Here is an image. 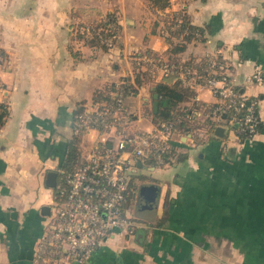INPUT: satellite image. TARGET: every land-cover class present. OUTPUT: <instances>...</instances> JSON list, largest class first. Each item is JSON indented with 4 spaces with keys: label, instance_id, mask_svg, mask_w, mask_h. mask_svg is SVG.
Returning a JSON list of instances; mask_svg holds the SVG:
<instances>
[{
    "label": "crops",
    "instance_id": "crops-1",
    "mask_svg": "<svg viewBox=\"0 0 264 264\" xmlns=\"http://www.w3.org/2000/svg\"><path fill=\"white\" fill-rule=\"evenodd\" d=\"M80 7L115 12L121 30L111 47L76 35L73 22L87 23L76 13ZM181 10L193 23L211 25L203 40L193 39L175 54L181 60L217 57L241 83L264 67V0H170L164 8L153 0H0V46L9 56L0 68V101L9 104L0 128V264L34 258L48 219L41 208L53 197L47 171L61 163L60 135L70 134L78 105L89 109L99 101L95 91L107 94L130 84L125 94L132 105L137 100L131 119L148 120V129L160 119L152 112L154 87L164 78H155L137 56L172 59V42L180 38L170 35L165 19ZM137 71L146 73L141 83ZM177 79L188 86L177 77L172 83ZM244 90L260 98L264 124V85ZM199 95L206 103L216 101L209 89ZM193 103V95L180 102ZM176 137L174 150L182 158L169 166H143L158 167L156 180L144 182L160 187L150 220L156 226L140 228L125 243L102 245L85 264H264V128L244 141L232 130L226 138Z\"/></svg>",
    "mask_w": 264,
    "mask_h": 264
},
{
    "label": "built area",
    "instance_id": "built-area-1",
    "mask_svg": "<svg viewBox=\"0 0 264 264\" xmlns=\"http://www.w3.org/2000/svg\"><path fill=\"white\" fill-rule=\"evenodd\" d=\"M116 37L103 39L112 46ZM137 59L151 65L155 78H164L176 68L170 60L154 53L139 55ZM176 75L194 90L195 103L207 104L199 95V90L203 89H209L216 98L206 116L214 121V128L196 126L195 132H183L187 139L195 141L217 136L214 131L219 125L228 126V131L246 135L247 139L259 132L260 98L248 95L244 88L247 84L264 85V67H256L241 83L222 61L209 57L205 68L180 65ZM111 93L113 99L96 102L74 121L77 132L90 135L94 140L82 144V159L76 167L61 165L58 169L55 187L61 198L57 205L50 204L47 222L29 264H85L108 238L118 233L134 237L140 228L148 226L126 208V204L139 195L133 175L140 167L138 162L142 156L155 160L158 165L170 163L179 131L173 120L160 118L150 130L122 133L115 148L112 137L125 125L126 106L122 91ZM189 109L188 117L204 115L201 106ZM230 110H234V114L230 115Z\"/></svg>",
    "mask_w": 264,
    "mask_h": 264
},
{
    "label": "trees",
    "instance_id": "trees-1",
    "mask_svg": "<svg viewBox=\"0 0 264 264\" xmlns=\"http://www.w3.org/2000/svg\"><path fill=\"white\" fill-rule=\"evenodd\" d=\"M155 5H158L161 8H164L170 4V0H153ZM76 13L81 16L84 21L87 23L88 28L83 33L80 32V37L85 38V41L91 45H99L104 49H108L111 47L106 41L103 39L104 37L114 36V41L116 42L121 30V24L115 14V12H107L103 14L97 7H80L77 9ZM93 21V22H92ZM90 22V23H89ZM92 22V23H91ZM85 23V22H84ZM166 28L170 32L171 36L180 38L177 42H172V46L170 51L173 53L172 59L170 63L174 64L176 68L174 71L164 77L163 81L156 83V91L159 94V111L154 112V108L152 112L156 118L162 119H171L175 122L176 128L179 132H186L188 130L193 131L192 124L194 122L192 117H188L186 112L190 110L192 106H201L206 109V111L212 110V103L201 104V103H193L192 106H184L181 105L180 102L183 101L188 96L194 95V90L189 86H185L178 79L172 83L173 78H176L177 70L180 65H188L193 66L198 69L205 68L208 65L209 58H201L195 59L194 57L189 58L187 60H181L175 54L185 50L187 42L192 41L193 39H204L208 35V32L211 30V25L206 23L203 25L193 23L188 13L184 10L179 11L178 15L173 16L171 19H165ZM8 56L7 51L4 47L0 46V62H2V58ZM219 61H222L218 59ZM146 74L145 72L137 71L135 80L137 83H141L143 80V76ZM130 84L125 85V89L129 90ZM4 87V83L0 77V88ZM117 92H120L117 89ZM96 96L99 98H95L94 100H103V99H113L112 93L103 94L102 92L98 93ZM96 102V101H95ZM87 108L84 105H78L73 110V117L76 119L79 115L87 112ZM162 113H161V112ZM241 113V112H240ZM234 114V110H230V115ZM9 115V105L5 101H0V128L5 123L7 116ZM229 116V115H228ZM264 128V124L261 121L259 125V132ZM82 134V132L80 131ZM215 136V135H214ZM240 141L246 140V135H238ZM80 135L75 134L69 139H66L63 144H61V150L59 153L54 150L55 153L61 155V163L60 166H68L69 168H74L80 163L81 156V148L79 147L80 143ZM54 152H50L51 155H54ZM176 150H172L171 154L173 158L171 162L177 160V158H182V154H177ZM177 155V157H176ZM57 192V189L55 190Z\"/></svg>",
    "mask_w": 264,
    "mask_h": 264
},
{
    "label": "rangeland",
    "instance_id": "rangeland-1",
    "mask_svg": "<svg viewBox=\"0 0 264 264\" xmlns=\"http://www.w3.org/2000/svg\"><path fill=\"white\" fill-rule=\"evenodd\" d=\"M72 25H74L73 31L76 33L77 36L80 35V32L83 33V31H86L88 29V28H86L87 24L84 23V22H76L75 21V22H73ZM1 61H2V65L0 66V68L2 69L6 65V63H8L9 56H6V57L2 58ZM1 80H2V78H1ZM120 85H121V89L120 90L123 92V102H124V105L126 106V108L124 109V113H123V115L125 117V125L123 124L124 127L121 125L119 127V130L114 132L112 140L114 142L115 148H117V146H118V143H119V141L121 139V136H122L121 134L122 133L129 134L130 132L139 131L140 128L143 129V130H150V129H148L150 127L148 120L142 119L141 121L135 122V121H133L131 119L132 116H131V114L129 112L131 110H133V106L137 105V100H135V103H133V105H132L131 96L125 94L126 93L125 92V86H124L125 84L122 83ZM95 93L96 94H95L93 99H95L96 97L99 98V96H96V95L98 93H100V92H98V90H97V91H95ZM5 101H6V103H8L7 100H5ZM202 109L204 110V113H203L204 115L203 116L194 115V117H193L194 122L192 124L193 125L192 129H193L194 132L196 130L195 127L199 126V125L206 126V127H209V128H211V127L214 128V121L212 119H209L208 117H206L207 114H208V111H206V109L204 107H202ZM75 120L76 119L74 118L73 123L70 125V129H71L70 130V134H67L66 132H62L61 133L62 135H60V137H62L63 139L66 140V139H69L70 137H72L73 135H75L76 133L79 134L80 138H81L80 139V143H79V145H80L79 147L81 148L82 144H85L87 142V140H88V142H91L94 139H92L90 137V135L83 136L80 132H77L76 129H75V126H74V121ZM44 139H48V138H46L44 136ZM53 139H54L53 137L52 138L50 137L49 141L55 142L56 139H54V140ZM140 159L143 162V166L147 165L149 163H156L157 164V162L155 160L148 159L145 156L140 157ZM169 165H173V163L170 162V163L166 164V166H169ZM143 166H140L138 168V171L133 175V178L135 180V184L137 185V193L138 194H139V189L141 187L140 186L141 184H143L144 182H152V181L156 180L155 178H157V175H155V171L154 170L156 168H158V167H156L154 170H149V169L144 168ZM60 167L61 166L59 165L58 169ZM158 179H162V178L158 177ZM51 189L53 191V197L51 199L50 204H51V206H55V205L58 204V201L60 200L61 197L58 194V192H55V190L58 189L57 187H51ZM159 197H160V193H159ZM169 199H170L169 196L165 197V204L164 205H165V207L167 209H168L169 203H170ZM135 201H137V199ZM135 201H130V203L128 202L126 204L127 211L133 217L137 218L140 221L145 222L148 225L147 228L152 229L154 226H156V224L154 223V220H153V222H151L150 220L154 217V215H156V211H155L156 209H154V208H151L152 210L148 209V208H146L145 210H144V208L143 209H138ZM157 221H159V220H157ZM128 238H130L129 235L124 234V233L123 234L122 233H118V234L115 235V237L108 238L106 241H104L103 245H105V246L118 245L119 241L125 243V239H128ZM122 245L125 246V244H121V246Z\"/></svg>",
    "mask_w": 264,
    "mask_h": 264
},
{
    "label": "water",
    "instance_id": "water-1",
    "mask_svg": "<svg viewBox=\"0 0 264 264\" xmlns=\"http://www.w3.org/2000/svg\"><path fill=\"white\" fill-rule=\"evenodd\" d=\"M156 89V87H154ZM159 94L157 91L154 92V111H159ZM161 112V111H160ZM162 113V112H161ZM229 127L224 125H219L215 128V134L221 138H226ZM139 166L143 164L138 162ZM58 170L50 169L47 171L46 184L49 187H55L57 183ZM139 195H138V205L141 209L154 208L158 204L160 187L154 183H143L140 185ZM51 206L49 204L43 205L41 211L43 214L48 215L50 213Z\"/></svg>",
    "mask_w": 264,
    "mask_h": 264
},
{
    "label": "flooded vegetation",
    "instance_id": "flooded-vegetation-1",
    "mask_svg": "<svg viewBox=\"0 0 264 264\" xmlns=\"http://www.w3.org/2000/svg\"><path fill=\"white\" fill-rule=\"evenodd\" d=\"M137 202H138V199H137Z\"/></svg>",
    "mask_w": 264,
    "mask_h": 264
}]
</instances>
